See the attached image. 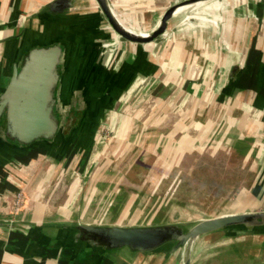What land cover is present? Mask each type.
Segmentation results:
<instances>
[{
	"label": "crops",
	"instance_id": "1",
	"mask_svg": "<svg viewBox=\"0 0 264 264\" xmlns=\"http://www.w3.org/2000/svg\"><path fill=\"white\" fill-rule=\"evenodd\" d=\"M51 1L0 0V87L18 53L62 33L72 64L90 67L99 86L119 92L94 137H81L64 158L39 149L0 155V264H183L182 250L171 244L149 252H101L69 245L63 234L77 224L178 223L157 219V200L166 196L150 188L167 183L189 155L232 150L244 140H251L259 175L226 210L208 217L264 211V0L200 6L201 15L174 17L146 44L118 39L97 0H72L59 14L46 7ZM179 1L108 0L118 19L140 32L153 30ZM236 65L241 69L233 81ZM136 160L146 178L122 191L123 176L112 169ZM191 264H264V232L205 234L192 246Z\"/></svg>",
	"mask_w": 264,
	"mask_h": 264
},
{
	"label": "water",
	"instance_id": "2",
	"mask_svg": "<svg viewBox=\"0 0 264 264\" xmlns=\"http://www.w3.org/2000/svg\"><path fill=\"white\" fill-rule=\"evenodd\" d=\"M181 0L170 6L159 24L149 32H140L124 25L108 0H97L108 25L118 39L146 44L162 36L171 20L182 12L198 8V2ZM72 0H52L46 7L63 13ZM180 6H191L178 11ZM71 45L62 33L53 34L27 46L12 60L8 81L0 87V155H25L39 149L64 158L81 137L92 136L118 96V88L97 84L90 67L79 70L72 64ZM241 67L230 72L236 80ZM88 145L82 168L90 156ZM222 229H253L264 232V211L238 212L203 218L191 226L163 223L142 226L77 224L63 234L69 245L107 252L129 248L149 252L170 245L183 251V264H191L193 244L203 235Z\"/></svg>",
	"mask_w": 264,
	"mask_h": 264
},
{
	"label": "rangeland",
	"instance_id": "3",
	"mask_svg": "<svg viewBox=\"0 0 264 264\" xmlns=\"http://www.w3.org/2000/svg\"><path fill=\"white\" fill-rule=\"evenodd\" d=\"M220 1L225 3L227 0H218ZM203 10L205 11L199 7L185 13L191 20L192 16L201 15L199 12ZM241 145L245 147L243 150L233 148L198 156L189 155L184 166L172 169L167 183L160 184L159 187L152 184L153 188H150L152 191H163L166 196L164 200H157L162 203V210L157 219H173L189 227L203 217L226 210L237 192L251 187L259 175L260 161L255 151L251 153L249 150L251 140ZM155 155H157L155 152L151 153L150 158L156 157ZM133 163L130 166L112 169L115 177L123 176L119 180L124 186L121 187L122 191H126L128 187L140 186L139 181L146 175V168L139 166V161Z\"/></svg>",
	"mask_w": 264,
	"mask_h": 264
},
{
	"label": "bare ground",
	"instance_id": "4",
	"mask_svg": "<svg viewBox=\"0 0 264 264\" xmlns=\"http://www.w3.org/2000/svg\"><path fill=\"white\" fill-rule=\"evenodd\" d=\"M214 1H217V0H212V1H208V2H198V3H195L196 5H191V6H204V5H206L208 3H211V2H214ZM191 6H180L178 8V11H181V10H183L185 8H188V7H191ZM185 15H186V13L182 12L179 15H177V17H180V16L182 17V16H185Z\"/></svg>",
	"mask_w": 264,
	"mask_h": 264
},
{
	"label": "trees",
	"instance_id": "5",
	"mask_svg": "<svg viewBox=\"0 0 264 264\" xmlns=\"http://www.w3.org/2000/svg\"><path fill=\"white\" fill-rule=\"evenodd\" d=\"M245 142H247V140H244V141H242V142L240 141V142L238 143V145L236 146V148L239 149V150H243L245 147L243 148L242 145H241V143H245ZM236 148H235V149H236Z\"/></svg>",
	"mask_w": 264,
	"mask_h": 264
},
{
	"label": "built area",
	"instance_id": "6",
	"mask_svg": "<svg viewBox=\"0 0 264 264\" xmlns=\"http://www.w3.org/2000/svg\"><path fill=\"white\" fill-rule=\"evenodd\" d=\"M23 196H22V193H19L18 194V197H17V204L20 205L21 204V200H22Z\"/></svg>",
	"mask_w": 264,
	"mask_h": 264
},
{
	"label": "flooded vegetation",
	"instance_id": "7",
	"mask_svg": "<svg viewBox=\"0 0 264 264\" xmlns=\"http://www.w3.org/2000/svg\"><path fill=\"white\" fill-rule=\"evenodd\" d=\"M183 252V251H182Z\"/></svg>",
	"mask_w": 264,
	"mask_h": 264
}]
</instances>
